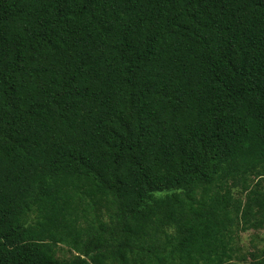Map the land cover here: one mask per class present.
I'll return each instance as SVG.
<instances>
[{"label": "trees", "instance_id": "obj_1", "mask_svg": "<svg viewBox=\"0 0 264 264\" xmlns=\"http://www.w3.org/2000/svg\"><path fill=\"white\" fill-rule=\"evenodd\" d=\"M264 0H0V264H264Z\"/></svg>", "mask_w": 264, "mask_h": 264}, {"label": "rangeland", "instance_id": "obj_2", "mask_svg": "<svg viewBox=\"0 0 264 264\" xmlns=\"http://www.w3.org/2000/svg\"><path fill=\"white\" fill-rule=\"evenodd\" d=\"M253 235H255L258 237L254 240V243L258 246L261 247L263 245L262 240H264V229L260 230V231H247L245 233L240 234V238L242 240V244L244 248H247V250L249 249V241L250 239L253 237Z\"/></svg>", "mask_w": 264, "mask_h": 264}]
</instances>
